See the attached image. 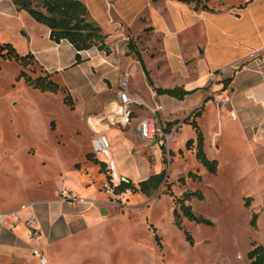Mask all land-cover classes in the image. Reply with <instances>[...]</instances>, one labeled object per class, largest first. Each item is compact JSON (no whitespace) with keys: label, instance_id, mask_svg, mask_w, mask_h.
<instances>
[{"label":"rangeland","instance_id":"obj_1","mask_svg":"<svg viewBox=\"0 0 264 264\" xmlns=\"http://www.w3.org/2000/svg\"><path fill=\"white\" fill-rule=\"evenodd\" d=\"M84 3L90 18L104 34L113 36L122 22L119 30L124 37H119V43L114 46L127 44L132 39L155 86L183 87L185 82L178 74L182 69L181 51L186 54L188 49L191 50L200 32L198 27L183 29L187 20L176 6L188 4L174 0H85ZM208 3L214 9L224 5L215 0H208ZM190 8L194 9L193 4ZM11 37L6 25H1L0 43ZM186 40L192 48H181L180 44ZM127 61L132 66L134 60L129 57ZM169 64L174 73L168 70ZM22 70L32 78L41 75L34 63L22 67L0 56V164L15 170L21 167L31 177L20 181L27 185V198L54 195L60 199L57 196L60 189H69L73 184L80 186L84 181L83 188H95L98 200L89 198L84 209L97 213V222L91 224V228L79 222L75 228L66 229L59 239H48L57 264H249L247 253L257 245H264V183L250 177L243 155L223 154L216 175L201 166L194 150L186 149L187 139L183 138L187 134L183 123L186 114L180 113V102L168 105L167 109L160 103L137 105L132 124L118 127L125 132L132 129L137 132L142 119L153 117L163 131L174 132V135L170 145L163 147L148 142L149 150L155 146L161 153L159 162L153 154L147 155L153 168L152 175L163 170L167 172L158 190L150 196L130 191L116 194L114 188L122 179L114 176L107 163H97L102 160L93 152V135L86 119L78 115L89 96L88 91L84 94L74 89L70 91L79 100L76 107L73 96L67 91L42 93L26 85L24 80H18ZM214 74H211V80L218 79V74ZM123 78L133 96L130 84L143 91L146 80L137 62ZM83 79V76H77L74 80L79 84ZM69 96L71 98L65 104V98ZM114 107L112 105L108 112ZM139 116L142 118L137 120ZM106 125L116 127L107 122ZM29 147H32L31 151L26 155L24 150ZM110 153L115 162L113 148ZM156 162L161 163L157 170ZM190 172L200 175L202 181H193L188 176ZM76 175H81L84 180ZM129 178L128 175L125 177ZM181 178L185 179L184 184ZM36 181L40 182L37 188L34 187ZM3 183L6 182L1 180L0 188ZM17 184L18 180L12 178L5 189H15ZM107 187L111 188L110 192ZM196 191L205 199L192 198L187 204L195 214L210 220L213 225L195 224L181 216L184 229L193 239L191 245L184 232L174 225L173 200L181 198L185 192ZM73 192L80 197L78 192ZM9 203L5 201V205ZM254 213L258 215L256 228L250 225ZM156 236L160 238L158 242ZM40 249L43 248L40 246ZM44 251L47 259L53 255L49 249ZM33 259L37 261V258Z\"/></svg>","mask_w":264,"mask_h":264},{"label":"crops","instance_id":"obj_2","mask_svg":"<svg viewBox=\"0 0 264 264\" xmlns=\"http://www.w3.org/2000/svg\"><path fill=\"white\" fill-rule=\"evenodd\" d=\"M215 1L224 3L223 7L214 9L209 6L208 0H204L214 12L191 9V4L176 6L180 15L187 20L183 29L198 27L200 31L193 48L189 40L180 44L181 48L192 49H188L186 54L181 51L182 69L178 74L185 82L182 85L185 90H195L183 101L165 95L158 96L147 83L140 64L131 57L134 61L132 66L129 65L127 44L114 46L119 43V37H124L119 30L122 22L113 36L105 33L110 55L92 48L80 53L83 62L78 65H75L76 50L69 42L51 41L49 29L36 22L27 12L19 10L10 0H0V26L6 25L13 36L3 41L11 43L22 56L33 55L39 69L51 74L52 79L69 89L70 94L72 89L82 94L88 91L89 96L78 110V115L86 119L93 136L104 134L108 137L110 149L113 148L115 154V162L111 155L115 171L121 179L128 175L131 181L146 180L153 171L147 155L153 154L158 162L161 158L160 148L154 146L149 150L148 142L141 139L139 127L137 132L133 129L125 132L106 125L108 111L114 105L117 93L123 89V76L125 73L130 74V69L137 62L146 84L143 85V91L133 88L131 84L130 89L143 104L153 106L160 103L167 109L168 105L180 102L179 110L186 114L185 118L204 104L197 122L204 134L207 155L217 160L218 166L223 154L243 155L244 166L250 177L264 183V0ZM167 68L174 73L170 64ZM214 72L218 73L217 80H211L210 76ZM77 76L84 77L83 83L77 84L74 80ZM73 98L78 107L79 100L75 96ZM141 118L139 116L137 120ZM185 126L187 134L183 138L188 141L195 137V133L190 125ZM31 148L24 150V153L27 155ZM100 158L106 164V160ZM160 164L156 162V170L161 167ZM76 176L84 180L81 175ZM28 177L21 167L15 170L0 164V183L1 180L6 182L0 188V264H39L32 253L36 245L39 249L41 246L53 253L48 264H57L54 248H49L48 239H59L66 229L75 228L79 222L89 228L97 222L95 211L84 210L89 198L98 201L95 188L85 190L84 181L80 186L71 185L69 190L80 195L78 204L61 201L54 195L49 198H27V185L20 181ZM12 178L17 179L18 184L15 189L6 190L5 185ZM39 184L36 181L34 187L37 188ZM6 200L10 202L8 205H5ZM2 216L6 217L3 222ZM31 217L36 218L32 227L41 232L37 244L30 240V229L26 226Z\"/></svg>","mask_w":264,"mask_h":264},{"label":"trees","instance_id":"obj_3","mask_svg":"<svg viewBox=\"0 0 264 264\" xmlns=\"http://www.w3.org/2000/svg\"><path fill=\"white\" fill-rule=\"evenodd\" d=\"M21 11L27 12L36 22L46 26L50 31V39L54 43L62 41L69 42L76 50L75 65L81 64L83 59L80 55L83 51H88L92 48H97L99 51L105 52L107 55L111 54L110 48L107 46L105 35L101 27L89 18V10L84 2L81 0H10ZM155 1V0H153ZM186 4H193L194 9H202L208 12H214L202 0H174ZM0 56L4 60L15 61L18 65L26 67L31 63L37 65L33 55L28 54L25 56L20 55L11 43H0ZM126 56L135 59L141 66L147 83L153 88L158 96H168L179 101H183L188 95L195 92L187 91L184 87L176 86L174 88H157L154 87L150 72L147 70L144 59L138 50L136 44L132 39L128 40ZM41 75L32 78L28 76L23 70L18 75V80H24L25 84L38 90L42 93L68 92V90L54 81L51 74L43 72ZM71 97L65 98V104L68 103ZM204 104L198 109L194 110L190 116L185 118L184 124L190 125L195 133V137L186 142L187 150H194L197 162L203 166L210 174L216 175L218 173L217 160L210 159L205 151V138L204 134L197 122V119L202 115ZM89 160L91 156L88 155ZM105 165L104 162L97 161ZM195 182H201L202 177L196 173L190 172L188 174ZM167 177L166 170L158 174L151 175L146 180L139 182L137 185L131 180L122 179L118 185L115 186L114 192L116 194H123L127 191L132 193H140L144 196H150L155 193L160 185ZM181 183H185V179H180ZM170 195L173 194L170 192ZM192 198L204 200L205 197L199 191L185 192L181 198H174V225L182 230L186 236V240L193 245L191 235L184 229L180 218L181 216L195 224L213 225V222L194 213L191 205L187 204ZM248 207V202L245 203ZM258 215L254 213L250 225L253 228L257 226ZM159 237L156 236L155 240L158 242ZM249 264H264V245H257L247 253Z\"/></svg>","mask_w":264,"mask_h":264},{"label":"built area","instance_id":"obj_4","mask_svg":"<svg viewBox=\"0 0 264 264\" xmlns=\"http://www.w3.org/2000/svg\"><path fill=\"white\" fill-rule=\"evenodd\" d=\"M214 74V73H213ZM218 74V73H217ZM213 76H216L215 74ZM143 102L137 97L133 96L127 90V84L123 82V89L117 93L116 101L114 103V110L111 111L107 118L106 122L116 127H127L132 124L133 121V111L135 106L142 105ZM139 134L142 140L147 141L151 144H154L158 147H163L170 145L173 140L174 132L167 134L163 131L158 121L153 118H146L141 121L139 125ZM93 152L98 157H105L106 163L109 166V169L114 172V176L117 177L115 171V163L113 162L110 154L111 143L108 137L104 134H98L93 136L91 141ZM111 188L107 187V192H110ZM58 196L61 201L65 202H75L78 201L77 195L69 189L62 188L60 189ZM6 219L5 216L1 217L3 222ZM36 218L31 217L27 221L26 226L30 229V240L33 243H38L41 239V232L39 229L32 227L31 224L35 222ZM15 224V223H14ZM33 255L38 259L39 264H48V259L45 256L44 252L39 249L36 245L32 249Z\"/></svg>","mask_w":264,"mask_h":264}]
</instances>
